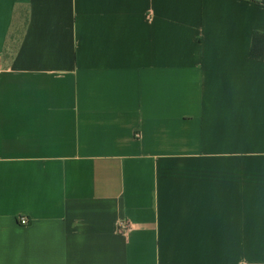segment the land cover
<instances>
[{
	"label": "crops",
	"instance_id": "1",
	"mask_svg": "<svg viewBox=\"0 0 264 264\" xmlns=\"http://www.w3.org/2000/svg\"><path fill=\"white\" fill-rule=\"evenodd\" d=\"M255 32L248 0H0V264H264Z\"/></svg>",
	"mask_w": 264,
	"mask_h": 264
},
{
	"label": "trees",
	"instance_id": "2",
	"mask_svg": "<svg viewBox=\"0 0 264 264\" xmlns=\"http://www.w3.org/2000/svg\"><path fill=\"white\" fill-rule=\"evenodd\" d=\"M257 4H262L264 5V0H248ZM25 26L27 25V19L25 21ZM16 38V42L15 39ZM11 40L14 42V51L10 52L8 50H5L4 56L5 58H13L14 53L16 49L19 46V42L17 40L16 34H11ZM251 55L255 58H263L264 57V33L260 32H255L253 35V43H252V48H251Z\"/></svg>",
	"mask_w": 264,
	"mask_h": 264
},
{
	"label": "built area",
	"instance_id": "3",
	"mask_svg": "<svg viewBox=\"0 0 264 264\" xmlns=\"http://www.w3.org/2000/svg\"><path fill=\"white\" fill-rule=\"evenodd\" d=\"M20 223L26 225L29 223V220L26 217H21ZM116 230L120 235H127L132 230L131 223L125 219L120 220L117 224Z\"/></svg>",
	"mask_w": 264,
	"mask_h": 264
}]
</instances>
